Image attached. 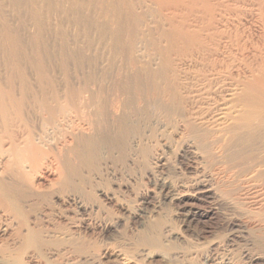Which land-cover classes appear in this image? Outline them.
<instances>
[{
  "label": "bare ground",
  "instance_id": "obj_1",
  "mask_svg": "<svg viewBox=\"0 0 264 264\" xmlns=\"http://www.w3.org/2000/svg\"><path fill=\"white\" fill-rule=\"evenodd\" d=\"M212 1L216 0H122L120 12L126 19V40L118 42L112 28L113 38L108 37L111 42L106 45L109 52L122 49L127 52L125 55L101 56L94 63L87 62L94 65V73L88 70L67 72L60 79L58 76L59 87L55 86V77L43 72L0 76V235L6 233L2 218L16 219L22 211L40 208V218L51 212L53 204H70L81 213L88 211L82 198L91 193L90 180L86 181L79 170L82 167L78 163L77 168L75 161L94 166L100 158L98 151L102 152L101 138L110 128L121 134L117 139L123 136L126 140L127 149L122 150L121 141V148L116 147L112 155L127 165L134 166L138 157L145 159L141 146L150 142L154 150L150 161L160 169L164 162L158 147L163 153L173 138H185L188 149L197 142L208 160L214 165L221 163L218 167L222 163L232 168L244 166L246 178H260L264 189V51L254 50L259 55L250 61L253 50L244 49L249 52L244 51L247 64L236 59L229 69L228 60L218 58L219 51L209 57L205 52L210 46L201 37L203 32L194 30L193 21L214 29L217 11ZM112 2L98 3L102 12H112L116 22V6ZM149 16L157 17L162 23L160 28L170 30L160 36L165 39L164 47L159 44L162 39L155 41L147 32L145 21ZM257 31L254 29V34ZM141 79L146 81L144 89L130 87L131 81ZM250 145L256 146L254 151ZM248 146L250 150L243 151ZM110 147L113 145L107 148ZM191 153L195 162L203 157ZM194 166L190 163L184 168L197 169ZM152 173L148 172L146 179L155 182ZM208 180L179 186L160 180V187L173 190L177 203L192 205L216 196ZM206 216L210 220L212 213ZM53 219L60 218L54 215ZM99 229L102 233L107 231L105 226ZM15 231V237H23L21 228ZM30 232L37 238V231ZM77 251L81 253V249ZM260 259L250 256L248 261L257 264Z\"/></svg>",
  "mask_w": 264,
  "mask_h": 264
},
{
  "label": "rangeland",
  "instance_id": "obj_2",
  "mask_svg": "<svg viewBox=\"0 0 264 264\" xmlns=\"http://www.w3.org/2000/svg\"><path fill=\"white\" fill-rule=\"evenodd\" d=\"M110 1L116 6V22L120 25L113 22L112 12L100 10L99 0H0V76L47 73L57 79L55 86L59 87V79L67 72L94 73L96 69L90 63L101 56L125 55L122 49L108 50L112 28L118 42L126 40L122 0ZM216 1L211 2L219 13L215 12L214 29L193 21L198 26L194 30L203 32L200 35L210 46L205 53L228 60V64L223 60L228 69L236 59L245 64L255 61L258 50L264 51V0ZM159 24L154 16L145 21L150 38L162 39L159 44L164 47L165 39L160 36L170 30ZM116 29L121 31L117 33ZM244 49L253 50L248 60L244 59L248 52ZM141 80L136 82L140 85L131 81L130 87L144 89L146 81ZM113 130H105L99 148L102 152L98 151L100 158L94 166L75 161L86 181L90 180L91 193L82 198L88 211L81 213L75 205L53 204L51 212L41 218L40 208L22 211L16 219L2 218L6 233L0 235V264H250V256H258L261 259L257 264H264V189L260 178L250 181L244 166L232 168L222 163L218 167L219 161L215 166L197 142L188 149L185 138H173L166 152L161 153L158 147L164 162L160 169L150 161L154 151L150 142L141 146L145 159L138 157L134 166L127 165L112 155L116 147L127 149L125 138L117 139L121 134ZM112 145L113 150L107 148ZM245 148L250 150L248 146L243 151ZM191 152L203 157L195 162ZM190 163L197 169L185 170ZM150 171L155 182L146 179ZM160 180L169 186L208 180L216 196L192 205L177 203L174 191L160 187ZM208 212L212 213L210 220L206 218ZM102 226L107 228L104 233L99 229ZM17 228H21L23 237H15ZM30 231H37V238L30 236Z\"/></svg>",
  "mask_w": 264,
  "mask_h": 264
}]
</instances>
